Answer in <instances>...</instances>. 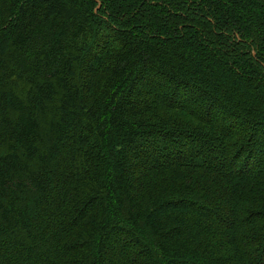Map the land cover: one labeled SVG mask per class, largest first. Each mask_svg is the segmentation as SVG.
I'll return each instance as SVG.
<instances>
[{
	"label": "trees",
	"instance_id": "trees-1",
	"mask_svg": "<svg viewBox=\"0 0 264 264\" xmlns=\"http://www.w3.org/2000/svg\"><path fill=\"white\" fill-rule=\"evenodd\" d=\"M0 264H264V0H0Z\"/></svg>",
	"mask_w": 264,
	"mask_h": 264
}]
</instances>
